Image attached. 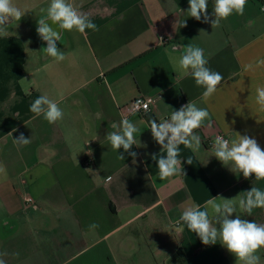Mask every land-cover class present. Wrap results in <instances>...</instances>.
<instances>
[{"label": "crops", "instance_id": "crops-1", "mask_svg": "<svg viewBox=\"0 0 264 264\" xmlns=\"http://www.w3.org/2000/svg\"><path fill=\"white\" fill-rule=\"evenodd\" d=\"M49 2L13 0L27 12L0 36V164L6 169L0 173V253H6L0 259L237 264L219 240L204 245L175 221L186 207L203 210L208 199L223 197L237 207L230 218L264 224V208L248 215L238 206L252 187L264 191V180L245 179L209 145L239 133L264 150V109L255 99L256 88L264 87V66H255L264 59V0H247L243 15L234 12L218 27H212L214 0H208L209 22L203 14L200 21L188 16V0H69L97 30L62 31L60 62L42 51L46 42L36 31ZM172 44L203 49L206 66L223 77L214 95L203 98L205 89L178 67L185 49L172 51ZM42 94L58 103L62 120L50 124L29 110ZM139 96L157 99L143 116L125 110ZM189 102L206 108L210 120L195 130L199 147L179 146L182 171L161 180L156 160L166 150L153 139L150 122L169 119ZM122 118L139 129L129 150L137 153L135 163L106 139ZM21 133L29 144L13 142ZM25 196L34 204L27 206ZM93 222L99 228L90 230ZM256 254L264 264V248Z\"/></svg>", "mask_w": 264, "mask_h": 264}, {"label": "clouds", "instance_id": "clouds-1", "mask_svg": "<svg viewBox=\"0 0 264 264\" xmlns=\"http://www.w3.org/2000/svg\"><path fill=\"white\" fill-rule=\"evenodd\" d=\"M188 16L209 22L207 13L208 0H188ZM247 0H214L212 15V27H218L221 20L227 19L234 12L243 15ZM27 11L13 3V0H0V36L8 35V23L10 20H20ZM44 14L37 21L36 31L40 39L46 42V47L42 51L55 61L60 62L65 59L64 52L57 47L62 31L76 30L85 33L86 30H97V25L91 19L73 6L69 0H50L46 9L42 8ZM51 21V25L47 22ZM58 26L60 32L55 30ZM172 51L184 48V53L179 58L178 67L185 72H190L197 86L205 90L202 96L205 100L214 95L223 79L219 72L208 68L207 60L204 57L203 49L191 44L181 46L171 45ZM256 67L264 66V59L255 62ZM248 69L252 64L246 66ZM24 91L28 93V89ZM256 103L264 109V87L256 88ZM36 116L43 115L50 124H54L63 119V110L58 103L50 99L48 95L42 94L36 98L29 109ZM206 120H210V113L206 108L197 107L194 102H189L179 110L173 111L169 119L157 122L155 119L150 122V130L153 139L166 150V155L160 156L157 161L159 177L161 180L172 177L182 171V161L180 156V145L188 148L199 147L201 138L195 134V130L204 125ZM139 131L136 125L127 118H122L116 131L109 132L106 139L113 149L123 148L135 158L137 153L129 152L133 145H136L135 134ZM11 135V133H9ZM13 142L19 146L27 145L31 139H26L21 133ZM214 156L225 166L229 163L243 174L245 179L255 176L256 180H264V150L261 149L255 138L248 135L236 133L234 139H225L217 136L214 143ZM121 160L123 155L119 156ZM189 164V162H187ZM0 173L6 175L5 167L0 164ZM239 209L242 213L250 215L255 208H264V191L252 187L246 192V197H241L238 201ZM209 210L212 216L209 215ZM237 212V207L232 203V199L223 197L211 198L203 205L186 207L175 224L186 225L187 229L195 233L204 245L220 244L237 258V264H260V257L256 254L264 248V224L243 219L236 214L235 218H230ZM219 225L217 228L216 225ZM99 228V224L93 222L89 225L90 230ZM6 255V253H0ZM0 264H5L0 259Z\"/></svg>", "mask_w": 264, "mask_h": 264}, {"label": "built area", "instance_id": "built-area-1", "mask_svg": "<svg viewBox=\"0 0 264 264\" xmlns=\"http://www.w3.org/2000/svg\"><path fill=\"white\" fill-rule=\"evenodd\" d=\"M156 102H157V99L155 97L139 96L135 98L130 104H128L125 107V110L129 113L139 114L143 116L152 111V109L156 105ZM219 136H222V135H219ZM215 139L209 142L210 147H214ZM24 202L27 206L34 204V200L29 196L24 197Z\"/></svg>", "mask_w": 264, "mask_h": 264}]
</instances>
